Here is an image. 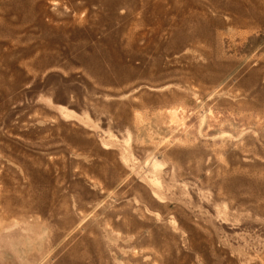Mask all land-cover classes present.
<instances>
[{
    "label": "rangeland",
    "instance_id": "374dc122",
    "mask_svg": "<svg viewBox=\"0 0 264 264\" xmlns=\"http://www.w3.org/2000/svg\"><path fill=\"white\" fill-rule=\"evenodd\" d=\"M0 264H264V0H0Z\"/></svg>",
    "mask_w": 264,
    "mask_h": 264
}]
</instances>
